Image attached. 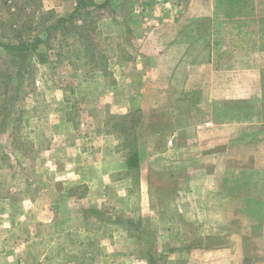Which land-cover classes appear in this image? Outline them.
Listing matches in <instances>:
<instances>
[{
    "label": "rangeland",
    "instance_id": "374dc122",
    "mask_svg": "<svg viewBox=\"0 0 264 264\" xmlns=\"http://www.w3.org/2000/svg\"><path fill=\"white\" fill-rule=\"evenodd\" d=\"M74 6L75 0H0V42L17 43L18 33L28 42L38 36L44 42L37 50L46 52L47 60L39 63L33 55L34 67L18 77L0 45V264H203V255L193 251L199 245L192 242L198 227L188 224L186 214L177 208L172 185L183 186L179 180L188 184L190 177L193 203L210 207L219 201L214 193L218 173L222 174L224 190L234 194L233 200L223 202L247 207L243 219L249 216L256 225L264 217V54L241 47L246 37L241 33H225L220 47H207L206 52L196 47L199 21L201 27L202 22L216 24L227 32L245 28L247 0H110L111 11L101 10L105 15L96 21V30L89 31L101 59L84 56L72 33L51 30L47 37L43 26L50 21L44 20V12L67 17ZM181 14L191 18L178 23L182 28L189 22L190 28L185 67L172 68L164 59L168 65L137 68L146 76L135 79L132 68L124 71L119 66L133 57L138 49L134 45L143 44L146 55H154L152 46L167 41L170 18ZM158 27L164 30L159 42L157 34H151ZM233 38L237 49H224ZM174 69L181 74L175 79L184 81H166ZM8 73L17 85L14 107L6 105L9 92L2 93L3 75ZM125 74L123 85L135 87L138 96L130 112L119 114L118 94L105 99L103 80L114 84L112 78ZM85 76L90 77L87 85L80 80ZM73 80L78 82L77 95L65 106L69 101L74 104L70 117L79 136L88 129L90 116L99 131L105 124L116 133L115 153L128 158L129 150H136V163L127 172V187L116 183L103 189L90 178L94 180L90 188L83 185L89 183L75 184L74 192L63 196L66 201L55 204L60 195H40L39 131L47 126L43 114L52 88L62 84L69 92L76 85ZM178 92L184 96L173 98ZM159 141L161 145H156ZM145 152L152 157L148 171L162 173L154 180L164 182L162 195L146 196L138 187V161ZM187 171L190 176L184 179ZM100 191L105 192L104 200ZM207 218L213 223V210H207ZM211 230H206L208 238H213ZM259 231L261 227L256 228ZM207 246L213 247V242Z\"/></svg>",
    "mask_w": 264,
    "mask_h": 264
},
{
    "label": "crops",
    "instance_id": "0c3cea01",
    "mask_svg": "<svg viewBox=\"0 0 264 264\" xmlns=\"http://www.w3.org/2000/svg\"><path fill=\"white\" fill-rule=\"evenodd\" d=\"M247 3L246 27L243 29L230 28L232 32H227L226 30H222V28H218L216 24L214 27H209L202 22L201 27V21H199L196 33L198 35V43L197 45L195 44L197 50L206 52L207 47L213 49V47L218 46V44L220 47L222 44V37L225 33H231L232 36H235L236 33H239V35L241 33L246 36L245 42H243V46L241 47H244L250 52L256 51L259 53L258 56H262V54H264V0H247ZM184 15L185 14H181V16L172 15L170 18L172 22L166 29L167 41L165 43L159 42V40L162 41L161 35L164 31L162 27L151 29V34L156 33L157 37H155V39L159 42L157 45L152 46L156 47L151 49V51L155 52L154 55L151 54L147 56L143 44L134 45V48L138 49L134 51L133 57L126 62L120 61L119 66L122 67L124 71H127L125 70L127 68H132L133 73L130 75L135 77V79L137 77L140 79V77L146 76L142 74V72H139L137 68L143 65L149 67L168 65V63L163 62L164 59H168V62H171L170 65L172 68L185 67L189 60L188 52L190 46L187 39L190 28L187 27L189 22L182 28L178 27V23L180 19L189 20L191 18L185 17ZM234 18L231 17V19ZM197 19L199 20L200 16H198ZM225 19L227 20L228 18ZM133 33L137 32L134 30ZM219 34L220 37L218 36ZM218 40L220 43H218ZM237 46L238 42L236 43L233 38L229 46H225L224 49L233 50L237 49ZM120 47L122 48V46ZM201 59L205 68L206 59L205 57ZM204 73L202 74V80L206 82V74ZM171 74V77L168 80L166 79L167 82L184 81V79H175V75L179 74L175 69ZM126 76L125 74L112 78L114 79V84H112V80L108 78H104L103 80V96L105 99L115 98L118 94L116 98L119 99L117 101L119 114L130 112L131 109L135 107L134 102L138 96L135 87L127 86V88H125L123 85V81H127ZM80 80L87 85L90 77L85 76ZM156 80L157 78L154 77L152 82ZM73 82L76 85L73 86L69 92L67 91L68 89L65 88V85L62 84L52 88L54 93L50 94L47 100L48 109L43 114L44 123L47 126L44 130L41 129L39 131L41 147L38 159L43 169L40 176L41 181L39 187L41 193H39L43 195L44 193L53 194L54 192L56 196L60 195V198L53 201L55 204L59 202L64 203L66 199L63 200V196L70 192H74L75 188H72V186L75 184L89 183V186L83 185L84 187L90 188V184L94 183V180L90 182V178H94L95 181H98V185H101L102 188L116 183L127 187V172L134 167L128 165L126 156L115 153L116 141L119 139H117L118 136H116V133L110 130L109 126L102 124L103 128L99 131L95 123L90 120L91 117L88 116L86 120L88 121L86 123L88 129L83 131V135L79 136L80 131L75 129L76 126L73 124L72 117H70L74 109V104L69 101V106H65V104H67V99L70 100L74 95H77L78 88L76 86L78 82L74 80ZM125 93H127L129 101L125 100ZM183 96V92H178L176 95L174 94L173 98H182ZM83 124L84 122L81 123V125ZM177 128L178 127L175 126L171 132L175 131ZM98 132L100 134H96ZM79 137H81V140H79ZM141 140H143V138H139V141ZM220 140L221 138L219 137V141ZM156 145H161L160 141L157 142ZM199 145H201V143ZM182 146L186 147L189 145L183 144ZM215 148H217V139L215 140ZM215 155L217 156L216 153ZM142 156L138 161V164H140L138 187H140L143 195L146 194V196H148V194H150L151 197L157 194L162 195L164 191L163 180V183H156L154 181L160 178L162 173H156L152 169L148 171L146 164L151 163L152 157H150L148 152L144 153L143 159ZM184 158L186 157L181 158L183 163L186 162ZM91 172H93V174H91ZM171 174L172 173H168V175ZM215 175H217V170L215 171ZM183 176L184 179H186L187 176H190V172H183ZM218 177L219 187H215L214 194L216 197L218 196L219 201L210 207H208L206 203H193L192 196H194V191H192L190 186V177L188 184L184 182L181 183L178 179L179 181L177 184H183V186L177 185L175 187L172 185L173 189L176 190L175 194L177 197L174 201L178 204L177 208L186 214V222L188 224L191 222L190 225L198 227L199 230L198 236L192 238V242L194 241L199 244L196 250L193 251H198L199 255H203V264H264V217L261 220V225H256V220L249 216L243 219L242 212L248 210L247 207L244 208L236 201L228 203L223 202L224 199L228 200L229 197H232L231 199L233 200L234 194L224 190L222 186V174L218 173ZM63 184H70V186H63ZM167 185L168 182L166 183V186ZM88 192L90 193V191ZM104 194L105 192L100 191L99 195L103 197V200L105 199ZM76 208L78 209V206H76ZM262 209L264 210V198ZM207 210L214 211L215 218L213 219V223L207 218ZM211 227H213V230H211L210 233L213 234V238H208L206 230ZM260 227L261 231L256 233V228ZM211 242H213V247H208L207 244Z\"/></svg>",
    "mask_w": 264,
    "mask_h": 264
},
{
    "label": "trees",
    "instance_id": "16d2710c",
    "mask_svg": "<svg viewBox=\"0 0 264 264\" xmlns=\"http://www.w3.org/2000/svg\"><path fill=\"white\" fill-rule=\"evenodd\" d=\"M109 8L110 0H105L102 3H97L93 0H75L74 9L67 17H55V13L52 10L44 12V20L50 21L49 24L43 26L44 31L47 37L50 36L51 30L60 32V34L63 35L72 33L77 36V40L81 45L84 56L87 55L89 59L98 56V58L101 59L103 55L100 53V50L95 49V45H92V42L89 41L91 39L89 31L96 30V21L105 15L100 11L103 10L110 12L111 10ZM78 20L81 21L80 24H77ZM15 37L20 39L17 43L0 42V45H2L9 53L11 58L10 65L15 66V75L22 77L26 71L34 67V63L31 60L33 55H35V61L39 63H45L47 61L45 59L46 52L39 53L37 50L38 45L44 42V40L37 36L31 42H28L24 40L23 35L19 33ZM3 76L5 77L6 86L2 93L5 95L9 92L6 96V105L7 107H14L17 96V85L15 82H12L9 73ZM2 115H5V112H3ZM136 154L137 152L135 149L129 150L128 152L127 160L130 167L135 166Z\"/></svg>",
    "mask_w": 264,
    "mask_h": 264
}]
</instances>
